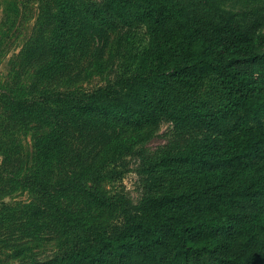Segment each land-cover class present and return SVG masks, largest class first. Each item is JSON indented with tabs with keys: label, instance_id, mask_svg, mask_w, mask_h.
Returning <instances> with one entry per match:
<instances>
[{
	"label": "trees",
	"instance_id": "16d2710c",
	"mask_svg": "<svg viewBox=\"0 0 264 264\" xmlns=\"http://www.w3.org/2000/svg\"><path fill=\"white\" fill-rule=\"evenodd\" d=\"M216 1L100 0L86 8L90 20L106 28L144 26L150 49L143 69L92 91L52 90L31 98L7 93L8 103L50 124L36 140L37 160L48 171L53 157L64 153L75 132L93 118L135 128L158 126L174 117L169 90L197 86L212 76L225 108L188 112L183 119L195 132L227 141L228 153L189 152L166 160L205 170L260 172L208 179L182 191H161L164 182L152 174L146 177L148 192L136 201L88 190L95 204L118 205L120 223L77 230L59 253L32 264H264V15L234 13ZM67 5L59 0L51 38L56 59L42 70L69 54ZM24 181L39 196L49 192L42 176L27 175Z\"/></svg>",
	"mask_w": 264,
	"mask_h": 264
},
{
	"label": "rangeland",
	"instance_id": "374dc122",
	"mask_svg": "<svg viewBox=\"0 0 264 264\" xmlns=\"http://www.w3.org/2000/svg\"><path fill=\"white\" fill-rule=\"evenodd\" d=\"M66 1L69 54L42 70L56 59L51 38L59 0H0V264H32L59 253L77 230L120 223L118 205L99 206L88 190L136 201L148 192L146 177L152 174L164 182L158 185L161 191H182L208 179L260 172L205 170L196 163L166 160L189 152L213 157L228 153L227 141L195 132L183 119L188 112L225 108L226 98L212 76L197 86L175 85L169 90L174 117L158 126L135 128L93 118L81 133L75 132L64 153L53 157L51 170L43 169L36 157V140L50 130V124L16 110L7 93L31 98L52 90L92 91L143 69L150 49V37L139 23L106 28L90 20L85 10L100 0ZM215 4L234 13L264 15V0ZM34 174L49 182L44 197L24 181Z\"/></svg>",
	"mask_w": 264,
	"mask_h": 264
}]
</instances>
